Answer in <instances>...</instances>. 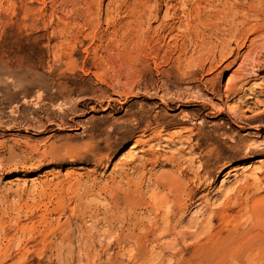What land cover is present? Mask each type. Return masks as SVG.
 I'll list each match as a JSON object with an SVG mask.
<instances>
[{"label":"rangeland","instance_id":"obj_1","mask_svg":"<svg viewBox=\"0 0 264 264\" xmlns=\"http://www.w3.org/2000/svg\"><path fill=\"white\" fill-rule=\"evenodd\" d=\"M158 2L162 7V18L168 6L172 7V13L177 10L183 16V13L196 10L202 4L200 12L209 29L221 34L233 32L235 27L245 30L244 37L239 36L236 43L247 36L252 40L254 37L250 35L251 31L263 24L257 18L264 17V0H91V5L90 0H26L23 5L16 6L17 9L7 0H0V85H6L5 92L0 91V112H4L3 117L10 118L11 106L15 108L24 105L18 90L9 87L12 79L4 72V64L14 57H17L15 61L23 59L26 63L38 57L44 59L45 72L41 69L40 73L48 76L47 79L31 78L36 86L47 80V89L50 92L53 90L57 97L39 104L42 108L39 113L41 118H47V111L52 109L50 105L74 108L64 124L49 127L50 131H55L52 133H47L49 130L43 132L25 129L0 131V153L3 158L8 157L3 147L15 143L38 144L51 149L61 142L62 147L56 164L46 161L44 167L34 170L32 174L1 170L0 164V264H39L45 253L47 259L56 264H108L112 259H118L123 264H189L193 254L199 249L196 244L198 240L195 243L188 236L193 232L189 223L207 219L210 212H218L221 217V204L230 191L238 187L240 181L263 177L264 158L244 162L233 172L228 171L232 166H227L213 185L201 186L198 197L205 196L204 202L209 214L205 213V204L191 206L184 223L177 230L182 233L187 231L188 235L161 238L158 246H149L150 257L147 260H135L136 256L133 254L138 250L134 247V239L128 238L126 244L116 241L119 235L123 237L131 232L141 235L140 230L135 229V224L154 221L152 207L164 195L157 191L154 197L153 191L156 189L157 178L162 173L170 172L167 162L163 161L158 167L149 163L145 169L136 170L144 163L148 151L163 154L165 159L171 155L185 156L189 149L187 147L192 140L191 135L179 132L176 127H169L173 115L196 111L203 118L208 114L201 110L204 105L199 103L178 104L168 108L161 104L157 96L143 93L145 85L151 88L159 80L157 60L149 54L155 53L159 48V38L155 33L159 24L150 23L147 19ZM149 26L152 28L150 31ZM143 34H148L147 37L151 40L147 51L141 41ZM219 38L222 39L221 36ZM169 42L170 39H167V43ZM216 42V38L211 40L212 44ZM175 43L176 40L171 41V44ZM31 46H34V51L30 50ZM169 57L163 58L162 62H167ZM197 59L198 55L193 48L182 58L183 63L188 66L194 65ZM232 60L226 61V64ZM242 61L232 68L224 69L225 66H222L217 72L221 74L219 84L223 91L231 84L230 79ZM54 63L59 72L49 76L50 65ZM170 68L171 66H165L166 70ZM259 69L251 72L250 83L246 88L244 99L250 103L264 102V71ZM208 74L211 73H206ZM214 75L212 73L207 78ZM54 82L62 94L53 89ZM29 93L27 104L34 111L37 97L41 93H37V90ZM101 93L105 94L102 99L99 98ZM111 100L116 101L110 102ZM243 103L242 95L228 101V114L233 115L234 111L244 109L252 116L253 110L248 109L258 108ZM260 108L263 110L264 104ZM132 116L142 117L140 127L143 130L118 136V139L121 138V145L109 165L97 169L94 163L71 156L90 142L92 132L103 135L102 140L112 126H121L130 121ZM54 117L58 118L59 112L56 111ZM155 117L167 126L161 140H152L155 125L144 131L150 123L153 124ZM225 119L215 114L205 117L203 123H221ZM232 129L238 138L244 139L251 132L235 127ZM166 134L175 135L171 138ZM136 141L150 142L148 146L141 145L132 150ZM95 177L94 193L87 194L83 188L78 189V179L84 185H91ZM113 182L124 185L127 192L128 186H131L129 196L122 201V207L118 210L112 208L110 198L99 193L100 187L112 186ZM261 188L264 190V186ZM75 196H81L83 200L81 204L78 203L80 207L76 218L69 223L82 226L96 236L90 240L91 236L85 235L88 241L86 250L82 252H79L78 243L74 244V252L61 251L58 249L60 238L67 231L69 210L74 207L72 198ZM59 205L66 207L67 211L56 210ZM103 212L107 215H103ZM94 214L100 217L94 218ZM240 215V230L246 232L249 230V223L245 220L246 211ZM113 217L116 218L112 219ZM213 225L215 233L224 229L219 219ZM234 226L230 225L228 228L232 230L236 228ZM176 238H180L179 243ZM51 245L57 249H49ZM220 264L231 263L224 261Z\"/></svg>","mask_w":264,"mask_h":264},{"label":"bare ground","instance_id":"obj_2","mask_svg":"<svg viewBox=\"0 0 264 264\" xmlns=\"http://www.w3.org/2000/svg\"><path fill=\"white\" fill-rule=\"evenodd\" d=\"M7 1L17 9L16 6L23 5L26 0ZM170 1L173 2L174 0ZM171 9L172 7L168 6L162 18V7L161 3L158 2L155 10L147 18L150 23L159 24L155 30L159 38L157 40L159 48L155 53L149 52L157 60L156 67L159 80L157 85H153L151 88L145 85L143 93L148 96H157L161 104L168 108L175 107L178 104L199 103L204 105L201 110L208 114L203 118L196 111L173 115L169 127L173 126L179 132L189 133L192 138L188 143L187 148L189 149L186 155H171L163 159V154L159 155L154 150H149L144 163L136 169L143 170L149 163L158 167L165 161L170 170V172L162 173L156 180V189L153 191L154 197H156L157 191L163 192L164 195L155 202L157 208L154 209L155 205L152 207L149 204L155 213L154 221L149 224L146 222L135 224V229L140 230L141 235H135L134 232H131L127 236L122 237L119 235L116 239L119 244H126L128 238L135 240L134 247L138 252L133 255L136 256L135 260L138 262L147 260L150 257L149 246L153 244L158 246L161 238L180 234H183V236L188 235L187 231L182 233L177 230L184 223L187 211L191 206L205 204V213H207V204L204 202L205 196L198 197L201 186L204 184H207V186L213 185L223 170L228 168L227 166H232L228 171L233 172L244 162L264 158V109L261 110L260 108L264 102L258 103V101H255L250 103V101L244 99L247 94L246 88L250 83L251 72L257 70V68L264 71V17L257 18L263 24L251 31L250 35L254 37L252 40L247 36L243 41L236 43L235 40L239 39V36L244 37L245 30L235 27L233 32L221 34L209 29L208 25L203 22V16L200 12L203 9L202 4L196 10L183 13V16H180L177 10L172 13ZM151 29V26H149V31ZM147 35L143 34L141 38L146 51L151 43ZM161 35H164V37L161 38ZM215 38L217 42L212 44L211 40ZM167 39H170L169 43H167ZM174 40H176V43L171 44V41ZM192 48L194 53L198 55V59L194 65L188 66L183 63L182 58ZM30 50L34 51V46H31ZM168 55L170 57L167 62H162V59ZM176 56L177 59H175ZM16 58L6 61L4 72L8 74L7 77L12 79L9 87L18 90L19 95L23 97L24 105L15 108L11 106L9 108L10 118L3 117L4 112H0V131L11 132L15 129H25L45 132L49 130V127H57L59 123L64 124L74 108L66 109L50 105L52 109L47 111V118L43 119L39 116L42 109L39 104L52 101L57 97L53 90L50 92L47 89V80H43L42 85L36 86L31 78L45 77L47 79L48 76L40 73L41 69L45 72L44 59L38 57L36 60L30 59V62L26 63L23 59L15 61ZM230 59L233 60L226 64V61ZM241 60H243L241 65L230 79L231 84L223 91L219 84L221 74H217V72L222 66H225L224 69L232 68ZM165 66H171V68L166 70ZM49 70V76L59 72L56 63L50 65ZM206 73L215 75L207 78L211 74L206 75ZM29 79L32 81L30 82ZM1 85H3L2 89ZM1 85L0 91L3 90L4 93L6 85ZM53 89L62 94L55 82ZM33 90L41 93L37 97V105L34 111L27 104L29 91ZM44 92H47V94ZM241 95L243 96L244 105L258 107L248 109V111L253 110L252 116L248 115L244 109L234 111L233 115L228 114L227 102ZM104 97V93L99 95L101 99ZM115 101L111 100L110 102ZM56 111L59 112L58 118L54 117ZM215 114L226 119L221 123H203L205 117L214 116ZM141 121L142 117L132 116L130 121L124 122L121 126H112L107 136L102 140L103 135L92 132L90 142L80 147L78 152L71 154V156L88 160L94 163L97 169H101L110 164L117 148L121 145V138L118 139V136L120 134L129 135L135 130H143L140 127ZM132 124H134L133 127ZM152 125H155L156 128V131L151 135L152 140H161L163 134L167 131L166 124L161 123L155 117L153 124L150 123L144 131H148ZM209 125L211 126L208 127ZM232 127L239 130H251V132L246 135V139L238 138ZM160 128H162V131H159ZM52 132L55 131L49 130L47 133ZM166 135L173 138L175 134ZM179 138L181 139V137ZM149 142L136 141L132 150H136L141 145L148 146ZM61 148V142L60 145L53 146L51 149L31 143L6 145L3 149L8 157L3 158L0 153L1 170H12L16 174H32L34 170L44 167L46 161L56 164ZM197 163L199 166H197ZM96 180L95 177L91 185H84L82 180L78 179L76 185L79 187L78 189L83 188L87 194H92L95 192ZM240 182L238 187L230 191L229 196L221 204V207H223V210L220 211L221 217L218 212H210L207 219L201 222L196 220L189 223L194 233L192 232L188 236L194 239L195 243L198 240L196 244L199 246L189 264H220L224 261L231 264H264V190L260 189L261 186H264V175L260 178H245ZM258 185L260 187H257ZM128 190H131V186H128ZM129 191L125 190L124 185H117L115 182L112 186L106 185L99 188L100 194H105L110 198V204L115 210L122 207V201L129 196ZM72 199L74 207L69 210L70 217L67 219V231L61 236L58 249L74 252V244L78 243L79 252H82L86 250L88 241L86 236H91L90 240H93L96 235L82 226H73L69 223L71 219L76 218L80 207L78 203L81 204L83 200L81 196H75ZM128 202L126 201V203ZM55 209L67 211L63 205H59ZM245 211L247 216L245 220L249 223V230L242 232L240 230L242 226L240 213ZM103 215L106 216L107 213L103 212ZM97 217H100V215L94 214V218ZM217 219L224 225L223 231L219 233L214 232L215 226L213 224ZM230 225H235L236 228L230 230L228 228ZM200 236L203 237L199 238ZM176 241L179 243L180 238H176ZM49 249L53 250L57 247L51 245ZM39 264H56V262L48 260L45 253L42 262ZM108 264L123 263L118 259H112Z\"/></svg>","mask_w":264,"mask_h":264}]
</instances>
